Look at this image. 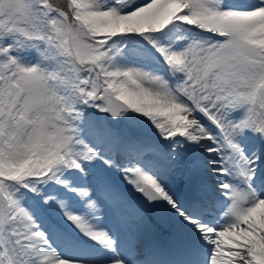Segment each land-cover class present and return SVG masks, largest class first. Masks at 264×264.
<instances>
[{
	"label": "snow or ice",
	"instance_id": "6c2138e0",
	"mask_svg": "<svg viewBox=\"0 0 264 264\" xmlns=\"http://www.w3.org/2000/svg\"><path fill=\"white\" fill-rule=\"evenodd\" d=\"M0 264H264V0H0Z\"/></svg>",
	"mask_w": 264,
	"mask_h": 264
}]
</instances>
